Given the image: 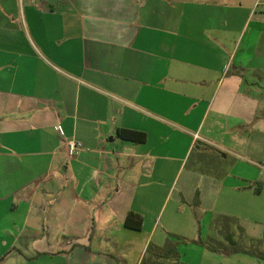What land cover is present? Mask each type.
Wrapping results in <instances>:
<instances>
[{"label": "crops", "instance_id": "0c3cea01", "mask_svg": "<svg viewBox=\"0 0 264 264\" xmlns=\"http://www.w3.org/2000/svg\"><path fill=\"white\" fill-rule=\"evenodd\" d=\"M256 164L264 0H0V264H195Z\"/></svg>", "mask_w": 264, "mask_h": 264}, {"label": "rangeland", "instance_id": "374dc122", "mask_svg": "<svg viewBox=\"0 0 264 264\" xmlns=\"http://www.w3.org/2000/svg\"><path fill=\"white\" fill-rule=\"evenodd\" d=\"M193 158L190 157V161ZM259 200H264V189L259 192ZM264 205V203L259 202V207ZM256 206V204H255ZM171 208V204L168 206V209ZM244 215L246 214L243 213ZM164 215L161 220H159L158 226L156 228V232L154 235V240L156 237H159L163 234V222L165 219ZM252 217L249 216L248 220L240 221L239 223H231L229 220H223L222 217L217 218L215 225L208 232H204L206 236L210 239H205V242L200 243L197 241L198 238V224L196 223L195 227L190 234L195 237L192 243L194 246L201 247V259L194 258L192 260V252L190 250L186 251V256L189 257L195 264H264V260H258L253 257L242 255L233 250V248L226 242L224 235L222 233V226L225 232L231 233L232 237L237 243L245 246L249 250H262L264 251V244L256 243V240H260L264 238V214L255 215L251 214ZM237 224H239L237 226ZM225 228V229H224ZM192 229V228H191ZM190 229L187 228V231ZM255 240V241H254ZM151 249H149L146 253V259L142 262V264H147L150 257ZM188 259V258H187Z\"/></svg>", "mask_w": 264, "mask_h": 264}, {"label": "trees", "instance_id": "16d2710c", "mask_svg": "<svg viewBox=\"0 0 264 264\" xmlns=\"http://www.w3.org/2000/svg\"><path fill=\"white\" fill-rule=\"evenodd\" d=\"M118 135L124 139H130V140H140L142 141L144 139V135L136 133V132H132V131H127V130H118ZM262 189H264V180H262L261 182L257 183L254 188H253V193L254 194H258ZM229 220L231 223H234V220L231 218H225L223 217V220ZM225 229V228H224ZM222 233L224 235V238L226 240V242L233 248L234 251H236L237 253H240L242 255H247L250 257H253L255 259L258 260H264V251L262 250H249L248 248H246L245 246L237 243V241H235L232 237L231 233L225 232V230H223V226H222ZM255 241V240H254ZM256 243L260 244H264V238L260 239V240H256Z\"/></svg>", "mask_w": 264, "mask_h": 264}, {"label": "built area", "instance_id": "2783aa9c", "mask_svg": "<svg viewBox=\"0 0 264 264\" xmlns=\"http://www.w3.org/2000/svg\"><path fill=\"white\" fill-rule=\"evenodd\" d=\"M64 147H65V157L67 159H72L80 151L81 144L73 140H68L64 142ZM256 166L258 169L264 170V165L256 164Z\"/></svg>", "mask_w": 264, "mask_h": 264}]
</instances>
